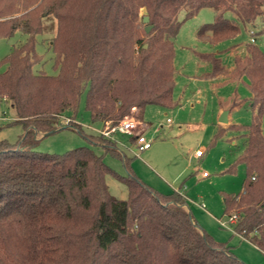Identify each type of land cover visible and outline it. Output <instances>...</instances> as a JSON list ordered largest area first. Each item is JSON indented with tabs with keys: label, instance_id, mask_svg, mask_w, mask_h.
Here are the masks:
<instances>
[{
	"label": "trees",
	"instance_id": "16d2710c",
	"mask_svg": "<svg viewBox=\"0 0 264 264\" xmlns=\"http://www.w3.org/2000/svg\"><path fill=\"white\" fill-rule=\"evenodd\" d=\"M15 1L10 9L7 1L0 5V17L13 11ZM71 2L42 0L25 18L0 23V37L14 31L27 36L0 73V97L6 95L16 113L7 125L26 130L15 145L0 142V264H245L198 228L182 194L163 195L146 185L132 173L129 159L122 176L89 147L39 153L31 128L55 131L65 111L76 112L85 89V108L102 126L119 123L132 108L141 119L146 105L174 106L173 41L184 22L203 8L213 9V22L197 37L218 44L239 33L225 12L243 24L264 25V0H91L76 27ZM32 3L26 0L25 6ZM140 8L152 25L148 34L137 23ZM47 17L59 22L51 47L56 76L32 69L40 61L35 37L44 34L41 20ZM246 46L231 70L212 54L198 58L211 65L208 78L248 81L251 121L227 128L246 137L236 162L244 165L245 179L240 193L223 195V205L225 214L237 217L234 232L264 253V52ZM95 138L105 152L118 155L114 142ZM106 175L126 186V200L110 196Z\"/></svg>",
	"mask_w": 264,
	"mask_h": 264
},
{
	"label": "rangeland",
	"instance_id": "374dc122",
	"mask_svg": "<svg viewBox=\"0 0 264 264\" xmlns=\"http://www.w3.org/2000/svg\"><path fill=\"white\" fill-rule=\"evenodd\" d=\"M41 1L33 0L29 7L25 6L26 0L15 1L13 11L0 17V23H12L25 18ZM71 1L76 27L80 25L79 19L86 16L87 3L91 0ZM5 2V6L10 9L14 0H0V5ZM145 13V8L139 9L137 23L140 25V32L146 26L141 19ZM214 13L211 8L201 9L196 16L184 22L173 41L175 83L172 101L175 105L162 107L149 104L144 107L141 119L135 108L130 109L126 116L146 125L142 135L151 142L149 149L137 157L132 151V137L116 134L114 139L118 142V155L105 152L104 143L95 138L102 126L91 121L85 108L86 89L80 95L76 112L65 111L62 115L74 121L69 126H63L60 121L62 119L58 118L56 131L51 134L46 135L31 128L36 141L33 149L43 154L60 155L75 148L89 147L96 154H102L104 163L122 176L128 174L124 161L127 158L130 160L132 173L140 181L163 195L174 191L184 195L191 220L212 240L227 245L245 264H264V254L234 233L230 227L224 228L217 221H228V215L224 213L223 195L240 193L246 174L244 165L236 164L244 151L246 137L243 133L226 129L222 134L225 126L218 119L220 110L223 109L229 113L230 124L250 123L252 110L248 81L246 77L230 80L223 75L208 78L206 75L210 73L211 65L198 58V54H212L220 59L224 68L231 70L234 56L246 55L247 44L257 46L264 52V25L258 20L253 24H243L234 14L225 12L226 18L238 24V35L214 45L203 43L198 39L197 33L201 27L213 22ZM183 17L182 11L178 14V20ZM41 24L44 34L35 37V52L40 61L32 69L37 74L42 72L48 76H56L58 71L54 66L55 55L51 47L59 22L53 17H47L41 20ZM26 38L20 31H14L8 37H0V73L7 69L6 57L22 46ZM3 113L8 120L0 121V142L15 145L23 138L26 130L21 124L7 125L16 119V113L12 101L6 95L0 97V116H4ZM196 151H202L203 156L195 158ZM234 164V169L230 171ZM204 173L206 177L203 176ZM105 181L111 197L127 199V188L123 183L110 175H106ZM232 211L237 213V209Z\"/></svg>",
	"mask_w": 264,
	"mask_h": 264
},
{
	"label": "built area",
	"instance_id": "2783aa9c",
	"mask_svg": "<svg viewBox=\"0 0 264 264\" xmlns=\"http://www.w3.org/2000/svg\"><path fill=\"white\" fill-rule=\"evenodd\" d=\"M4 116H0V121H7V117L5 116V113H3ZM62 120H60L63 124V126H69L71 122H74L71 120V118L60 116ZM143 124L139 120H135L134 118L124 117L119 123L115 125L105 124L103 125L102 129L98 131V136H100L103 139L109 140L117 144L118 142L115 141L114 137L116 134L121 135H128L131 136L133 139L134 147L132 148V151L135 156H139L141 152L147 150L151 146V142L147 140L142 134L141 129H143ZM203 156L202 151H196L194 154L195 158H201ZM204 177L207 175L204 173ZM202 208H205L204 205H201ZM219 225L224 228H229L234 232L233 226L236 224L237 217L235 214H231L228 216V221L223 222L221 220H217ZM235 233V232H234Z\"/></svg>",
	"mask_w": 264,
	"mask_h": 264
},
{
	"label": "water",
	"instance_id": "95a60500",
	"mask_svg": "<svg viewBox=\"0 0 264 264\" xmlns=\"http://www.w3.org/2000/svg\"><path fill=\"white\" fill-rule=\"evenodd\" d=\"M142 22H143L144 24H146V26L144 27V32H145L146 34H148V33L151 31V29H152V25H149V24H148V22H149V18H148L147 16H144L143 19H142ZM145 47H146V45H144V48H145ZM227 114H228L227 111H223V112L221 113V115H220V117H219V122H220V123H222V124H227V122H228V120H227ZM55 131H56V130H55ZM55 131L48 132V133H46V135H47V134H51V133H53V132H55Z\"/></svg>",
	"mask_w": 264,
	"mask_h": 264
},
{
	"label": "crops",
	"instance_id": "0c3cea01",
	"mask_svg": "<svg viewBox=\"0 0 264 264\" xmlns=\"http://www.w3.org/2000/svg\"><path fill=\"white\" fill-rule=\"evenodd\" d=\"M222 111H223V109H221L220 110V115H221V113H222ZM220 115H219V117H220ZM227 120H228V122H227V124H224V126H225V128L224 129H226L227 131L229 130V129H227V127L228 126H230V125H234V124H230V122H229V113L227 114ZM141 122V121H140ZM218 122H219V119H218ZM142 123V122H141ZM220 123V122H219ZM143 124V123H142ZM222 124V123H221ZM102 126V125H101ZM143 129H141L140 131H141V134H142V132L144 131V129H145V127H146V125H144L143 124ZM103 127V126H102ZM132 139V138H131ZM132 141H133V139H132ZM116 148V147H115ZM117 150V149H116ZM123 158H124V156H123ZM125 159V158H124ZM146 184V183H145ZM147 185V184H146ZM149 186V185H148ZM152 188V187H151ZM184 196V195H183ZM185 197V196H184ZM186 199V198H185ZM185 207V209L187 210V207H186V205L184 206ZM255 247V246H254ZM256 248V247H255ZM257 249V248H256ZM258 250V249H257ZM259 251V250H258ZM262 253V252H261ZM262 254H264V253H262Z\"/></svg>",
	"mask_w": 264,
	"mask_h": 264
}]
</instances>
